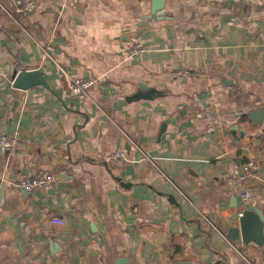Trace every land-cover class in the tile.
Wrapping results in <instances>:
<instances>
[{"label": "crops", "instance_id": "0c3cea01", "mask_svg": "<svg viewBox=\"0 0 264 264\" xmlns=\"http://www.w3.org/2000/svg\"><path fill=\"white\" fill-rule=\"evenodd\" d=\"M31 1L0 9V131L20 137L0 152V264H264V0H164L162 19L152 0ZM21 71L49 88H13ZM71 78L96 81L82 103ZM247 160L243 204L227 176Z\"/></svg>", "mask_w": 264, "mask_h": 264}, {"label": "built area", "instance_id": "2783aa9c", "mask_svg": "<svg viewBox=\"0 0 264 264\" xmlns=\"http://www.w3.org/2000/svg\"><path fill=\"white\" fill-rule=\"evenodd\" d=\"M10 7L2 4L0 1V9L7 15L12 16L15 14L25 15L27 13L34 12L37 7L36 4L31 0H9ZM127 51L130 56H138L145 52L144 47L139 42H134L127 47ZM194 71L190 70H178L172 73V76L178 80L182 81L189 78ZM96 84L93 79H75L71 78L67 82V88L71 92L74 98L80 103L84 102L89 98V89ZM1 88V87H0ZM1 101V100H0ZM20 149V137L18 130L13 131H0V152L13 153ZM125 153L121 152L119 154H112L103 156L106 161L124 157ZM258 170V165L253 160H247L242 165L235 167L227 176V183L235 188L239 189V197L243 204L249 199V192L246 189V182L255 176ZM163 178L167 181L165 174L160 172ZM52 178L50 176H38L36 178H27L21 181V187L27 192L31 193L35 190H40L48 187L52 183ZM56 224H63L60 219L52 220Z\"/></svg>", "mask_w": 264, "mask_h": 264}, {"label": "water", "instance_id": "95a60500", "mask_svg": "<svg viewBox=\"0 0 264 264\" xmlns=\"http://www.w3.org/2000/svg\"><path fill=\"white\" fill-rule=\"evenodd\" d=\"M165 7L164 0H152L151 14L148 18H163V9ZM12 86L15 89L27 90L35 86H43L49 88L48 84L44 80L42 73L38 71H21L19 72L13 82ZM250 120L257 125H264V110L253 111L248 114ZM122 186H125L120 179H116ZM261 221L263 219L255 211L248 208L241 212L239 218L240 232L243 242L250 240L253 236L255 239L261 235L262 231ZM231 238L230 236H228Z\"/></svg>", "mask_w": 264, "mask_h": 264}, {"label": "rangeland", "instance_id": "374dc122", "mask_svg": "<svg viewBox=\"0 0 264 264\" xmlns=\"http://www.w3.org/2000/svg\"><path fill=\"white\" fill-rule=\"evenodd\" d=\"M140 43V42H139ZM141 44V43H140ZM142 45V44H141ZM129 46V45H128ZM143 46V45H142Z\"/></svg>", "mask_w": 264, "mask_h": 264}]
</instances>
